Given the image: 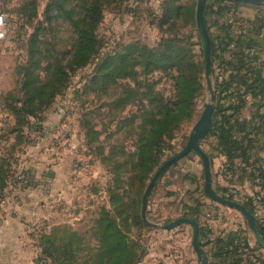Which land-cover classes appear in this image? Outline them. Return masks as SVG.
<instances>
[{"label":"rangeland","instance_id":"374dc122","mask_svg":"<svg viewBox=\"0 0 264 264\" xmlns=\"http://www.w3.org/2000/svg\"><path fill=\"white\" fill-rule=\"evenodd\" d=\"M196 4L0 0V13L6 15L0 39V114L10 115H0V257H17L19 264H103L105 215L143 253L139 264H147L145 255L168 236L175 249L190 239L189 224L151 227L140 211L151 177L183 149L209 98ZM91 6L87 17H94L93 23L84 14ZM205 6L214 45L213 107L230 115L233 129L244 132L237 137L248 143V160L232 164L213 133L208 134L212 127L199 143L220 195L242 204L262 203L263 198L250 196L264 191L262 183L247 176L257 173L263 160L264 134L254 130L260 127L254 112L264 113V100L258 99V107L251 105L249 93L245 102L239 94L245 95L252 79L264 74V53L253 52L247 39L264 24V7L226 0H206ZM83 22L92 27L95 51L77 62L75 27ZM262 88L259 82L255 93ZM29 109L36 114L28 115ZM222 119L219 113L217 121ZM203 214L237 224L240 237L245 223L249 237L238 210L205 194L201 158L190 152L152 188L147 217L164 224ZM257 216L264 218L263 213Z\"/></svg>","mask_w":264,"mask_h":264},{"label":"trees","instance_id":"16d2710c","mask_svg":"<svg viewBox=\"0 0 264 264\" xmlns=\"http://www.w3.org/2000/svg\"><path fill=\"white\" fill-rule=\"evenodd\" d=\"M219 2H222L224 0H216ZM93 6V11L94 13L98 14V9L95 4H92ZM91 7H88L85 9L84 14L86 15V20L85 21H92L94 22L95 18L94 17H87L90 15V10L92 9ZM205 11H206V6H205ZM88 18V19H87ZM84 21V19H82ZM264 27V24L261 25V28ZM92 28V27H91ZM86 25L79 24L78 26L75 27V30L77 31V42L76 46L74 49L73 53V59L77 62L83 60L85 61L87 54L90 51V54L95 51V46L94 43L96 39L95 37L89 38L90 35V30ZM93 33V29H92ZM93 42V44H92ZM214 45L211 42V57L214 53L213 49ZM220 47V46H219ZM82 62V61H81ZM241 80L243 84H246V81L244 77ZM252 79V81L247 85V90L246 94L244 93L239 94V100L241 102L246 101V96H248V93L250 94V97L253 98V102L251 105H256L260 106L259 101L264 100V88H262L260 93H255L256 88L259 85V82H262L263 87H264V76L260 75ZM255 98V99H254ZM259 99V101H258ZM175 107L177 105V102L174 103ZM257 107V108H258ZM178 109V108H177ZM228 109V108H227ZM20 111H23L22 108H20ZM30 114L28 115H33L36 114L34 110L29 109ZM221 114L222 120L220 122L217 121V116L218 114ZM225 112L222 109L215 108L213 111L214 115V123L212 125L211 131L208 133L209 135L213 133L214 137L217 138L218 144L222 147V150L225 152L227 158L229 161L233 163V160L235 159H242L248 160L246 157H244L246 150H248L247 145H244L243 137L241 139H238V134H240V130L238 127H235L233 129V126L230 123V115H224ZM217 115V116H216ZM254 117L257 119H260V127L256 128L254 127L255 131L257 134H264V113H259L258 111L254 112ZM253 128V127H252ZM242 129V127H241ZM241 134H244L242 132ZM242 135V136H243ZM254 148H251L255 152L257 146H253ZM250 149V148H249ZM256 155V153H255ZM260 161V160H259ZM253 170V173L248 174L247 178L252 179L255 182L262 183L261 188H264V166H262V161H260V165L257 169V173H255ZM256 195H259V192L256 193ZM262 203H264V198L262 200ZM251 213H254V205L252 203H244L243 204ZM192 218V217H191ZM195 219L198 222V218H192ZM101 234L103 236V240L101 243V253H104L106 257H104V262L103 264H139L140 259L143 257V253L138 251V248L135 243H131L127 237V235L121 230V228L118 226L116 223L115 219L110 217L109 215H105L101 218ZM261 230L262 234L264 236V225L261 224ZM199 234H200V227H199ZM240 237V236H239ZM235 236L231 234L229 238L226 240V242H222L221 247L213 250L211 252V257H210V264H244V257H235L237 255L238 251V246L239 249L240 247L245 248L247 247V240L246 238L241 239L239 238L238 246L234 245L235 241ZM240 243V245H239ZM231 247V248H229Z\"/></svg>","mask_w":264,"mask_h":264},{"label":"water","instance_id":"95a60500","mask_svg":"<svg viewBox=\"0 0 264 264\" xmlns=\"http://www.w3.org/2000/svg\"><path fill=\"white\" fill-rule=\"evenodd\" d=\"M229 2L235 3H243L248 4L256 7H264V0H226ZM206 4V0H197L196 4V26L198 30V34L200 37L201 45H202V53L204 59V72H205V87L209 94L208 101L204 104L202 112L193 125L188 141L184 145L183 149L167 159L157 171L151 177L148 185L146 186L141 200V218L145 224L151 227H157L161 229H173L181 224H189L192 227V236H191V244L194 251L197 254L198 259L200 260L201 264H210L209 256L203 246L199 242V225L195 219H192L187 216H180L168 223L158 224L152 222L147 217V204L149 194L160 179V177L165 173V171L172 165L174 162L179 160L180 158L186 156L190 152H196L202 162L203 167V175H204V192L205 194L220 204L225 206L234 208L238 210L245 222L247 223L248 227L252 230L255 235V238L259 245L264 248V236L262 234L261 227L254 216L242 203L228 199L222 195H220L212 185V174H211V164L210 159L207 152L200 146V140L203 138L211 129L212 127V116H213V100H214V88L212 82V57H211V41L208 35V30L205 23L204 18V7Z\"/></svg>","mask_w":264,"mask_h":264},{"label":"crops","instance_id":"0c3cea01","mask_svg":"<svg viewBox=\"0 0 264 264\" xmlns=\"http://www.w3.org/2000/svg\"><path fill=\"white\" fill-rule=\"evenodd\" d=\"M249 44L252 47V51L261 55L264 53V27L258 31H255L249 34L248 36ZM264 76V74H263ZM5 118L9 117L10 115L8 112H2ZM0 114V115H1ZM263 146V144H262ZM264 152V147H263ZM262 160V166H264V154ZM237 173L233 175L236 177ZM251 198H264V191H260L259 195L251 193ZM254 216L256 217L260 227L261 224L264 225V218L259 219L257 215L264 214V203H256L254 204ZM209 214H203L198 217V225L200 227V234H199V242L207 252L209 259L211 257V252L219 247H221L222 242H226L231 234H233L236 238L234 241V245L238 246L237 241L239 242V228L238 225H233L230 222L221 220V217L214 216L210 218ZM243 229V234L241 239L246 238L247 240V247L242 248L238 246V253L235 257H244V264H264V248L259 245L257 242L254 233L252 230L249 229V237H246V225L245 223L241 224ZM14 229V227H12ZM188 230L185 229V233ZM14 238L16 237V231H13ZM190 235L192 236V230ZM251 236V237H250ZM169 241L166 240L161 242L160 244L157 243L155 248H151L149 252L145 255L144 261H147V264H201L200 260L197 257L196 252L194 251L192 244H191V237L189 240H183V245L181 248L175 249L174 241H170V236H168ZM182 244V243H181ZM240 245V243H239ZM231 248V247H229ZM162 261V263H160ZM0 264H19L17 262V257H10V261L7 257H0Z\"/></svg>","mask_w":264,"mask_h":264},{"label":"built area","instance_id":"2783aa9c","mask_svg":"<svg viewBox=\"0 0 264 264\" xmlns=\"http://www.w3.org/2000/svg\"><path fill=\"white\" fill-rule=\"evenodd\" d=\"M5 21L6 15L4 13H0V39H3L5 36Z\"/></svg>","mask_w":264,"mask_h":264}]
</instances>
